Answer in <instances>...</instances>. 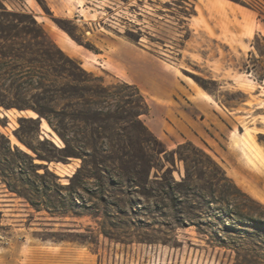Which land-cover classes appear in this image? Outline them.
<instances>
[{
	"label": "rangeland",
	"instance_id": "374dc122",
	"mask_svg": "<svg viewBox=\"0 0 264 264\" xmlns=\"http://www.w3.org/2000/svg\"><path fill=\"white\" fill-rule=\"evenodd\" d=\"M231 1L252 9L264 25V0ZM0 3L5 6L1 34L14 35L0 40V57L5 52L20 56L13 62L0 59V149L6 140L15 149V174L8 180L37 202L35 208L0 181V264H264V36L251 38L247 51L243 36L251 35L252 25L246 18H222L226 46L211 38L209 26L208 34L187 28L193 0ZM118 40L146 44L159 54L193 50L197 58L209 53L240 70L253 67L254 83L244 76L252 90L247 103H242L247 93L234 84L219 91V81L207 77L208 65L198 66L200 73H184L219 103L239 104L240 114H250L249 119L212 113L202 134H193L195 141L177 143L182 137L170 124L165 141H148L140 125L147 117L138 114L144 102L115 73ZM65 56L92 75L88 84L100 93L84 95L94 101L91 105L73 93L77 82L71 74L77 69ZM35 65L56 78L61 90L50 103L57 111L52 120L71 147L85 151L81 157L64 155V140L44 117L6 105L32 104L45 89L29 84ZM257 82L263 86L258 90ZM176 107L190 109L185 102ZM94 110L100 119H92Z\"/></svg>",
	"mask_w": 264,
	"mask_h": 264
},
{
	"label": "crops",
	"instance_id": "0c3cea01",
	"mask_svg": "<svg viewBox=\"0 0 264 264\" xmlns=\"http://www.w3.org/2000/svg\"><path fill=\"white\" fill-rule=\"evenodd\" d=\"M213 1L219 3L221 7L212 6L206 0L201 2L193 0V12L184 21L191 33L204 32L208 34L206 26H209L212 31L211 38L228 46L229 43L223 34L222 18L230 21L234 18L239 21L246 18L252 25L251 35L243 36L244 43L248 44L247 51L252 47L251 38H254L255 35L264 36V25L259 23L252 9L231 0L229 1L232 4L223 5V0ZM202 15L204 21L201 20ZM229 28L232 32L237 30L235 25H229ZM190 38L184 40V45L189 43ZM61 42L67 45V42L63 40ZM238 51L241 52L239 47ZM187 52V55L180 52L174 56L168 49L164 54H159L156 49L146 44H133L125 40H118L114 47L116 75L139 90L148 105V110L145 113L147 118L144 119V123L162 141H165V136H169L168 133L171 132L168 124L172 126L173 130L177 131L178 129L182 137L177 141L179 143L185 140L195 141L194 135L202 134V129L205 128L204 123H209L212 113L236 121H240L239 117L244 116L249 119L250 116V114H240L242 107L239 104L230 107L219 103L214 93L200 91L185 78L184 73H200L198 66L208 65L207 77L219 81V91L225 89L227 85L233 86L234 84L238 89L247 93L246 99L242 102L247 103L249 97H252V93H250L252 90L248 88L249 83L244 82V76L254 83L252 75L254 68L240 70L241 66H230V61L222 59L219 55L211 56L206 53L197 58L192 56V54H197L195 51L187 50ZM259 87L263 86L257 82L255 89L258 90ZM251 101L253 102V100ZM183 102L190 108L186 112L176 107L177 104L181 105ZM257 107L259 106H255V108Z\"/></svg>",
	"mask_w": 264,
	"mask_h": 264
},
{
	"label": "trees",
	"instance_id": "16d2710c",
	"mask_svg": "<svg viewBox=\"0 0 264 264\" xmlns=\"http://www.w3.org/2000/svg\"><path fill=\"white\" fill-rule=\"evenodd\" d=\"M236 1V0H235ZM0 11L1 12H5V6L0 3ZM2 29L0 28V40L1 39H7V40H12L14 38L13 34H8L7 36H2ZM66 60L72 64L75 65L76 69L75 71L72 72V76L75 82H77L76 85L73 86V93L74 94H79V96L83 97L84 102H86L87 104L91 105V103H94V101L90 98H85V94H88L89 96H97L99 95L100 92H98L97 89H95L97 86L94 85H89L88 82L90 81V78H86L87 75L88 76H92L91 74H89L88 72H86L83 68H81L80 62L77 59L74 58H70L68 56H65ZM0 59H7L13 62L15 60L18 61V59H20V56L18 54L15 53H11V52H5L1 54ZM1 64V62H0ZM17 69V68H16ZM33 69L35 72H37V74H31L29 76V81H30V85H34V88H45L42 92L35 94V101L32 104H25V103H19V104H6L8 105V107L11 106H16L19 110H26V109H31L34 112H36L38 114L37 119H40V117H44L46 119V121L48 122V124L55 130L57 131V133L60 135V137L64 140L65 145L63 147V151H64V155L67 157L70 156H74V157H81L82 154L85 153V151H81L78 148H73L70 146L68 140L66 139L65 135L60 131L59 126L57 125V123L53 122V117H56V110L55 108L50 104V103H55V99H56V93L60 92L61 88H57L56 82V78H49L47 75V70L46 72L44 71H39V70H43L44 66L42 65H35L33 66ZM45 70V69H44ZM11 71V70H10ZM12 80L14 79L11 78ZM124 85L127 86H131L132 84H128L127 82H123ZM55 87L54 89H49V87ZM133 88L136 90V92L139 94V96L141 97L142 101L144 102V106L145 108L143 109L142 112H139L138 114H145L148 110V105L146 103V101L144 100L143 96L140 94L139 90L132 85ZM52 91V92H51ZM54 93V94H53ZM93 113H96V116H94L95 118H92L94 120L100 119L99 113L97 111L94 110ZM24 118L21 117L19 118V120H23ZM140 125L149 133L150 139L148 141H158L160 142V140L147 128V126L140 121ZM189 144H191L190 142H188ZM25 144L30 147L37 155V157L41 158V159H46V156L39 154L36 150V148H34L33 146H31V144H29L28 142H25ZM51 144V143H50ZM53 146V144H51ZM3 150L0 149V181L2 183H4V185L6 186V188L11 191L14 192L18 195H21L23 197H25V199L36 208L37 202H34L27 194H25L24 192L19 191V189L17 188V185L14 182H11L10 180H8L9 176H14L15 174V158L17 157V153L14 149V151L11 149L9 141L6 140V142L2 145ZM55 147V146H53ZM16 148V146H15ZM17 149V148H16ZM122 152L124 155L129 156V161L131 163H136V161L134 160L136 157L132 154L131 151H129L127 149L126 151V147L122 148ZM28 158H30V164L33 168L36 167L35 164H33L32 162V158L30 156H28ZM149 163V162H148ZM146 162V164H148ZM102 165V163L100 164ZM21 182L30 185L31 189H33L32 191L34 192H39V189L37 187L34 186V183L31 182L29 180V178H23L22 176H19L18 178ZM33 187V188H32Z\"/></svg>",
	"mask_w": 264,
	"mask_h": 264
},
{
	"label": "bare ground",
	"instance_id": "6f19581e",
	"mask_svg": "<svg viewBox=\"0 0 264 264\" xmlns=\"http://www.w3.org/2000/svg\"><path fill=\"white\" fill-rule=\"evenodd\" d=\"M242 143H243V144H245V142H244V141H242Z\"/></svg>",
	"mask_w": 264,
	"mask_h": 264
},
{
	"label": "water",
	"instance_id": "95a60500",
	"mask_svg": "<svg viewBox=\"0 0 264 264\" xmlns=\"http://www.w3.org/2000/svg\"><path fill=\"white\" fill-rule=\"evenodd\" d=\"M20 111H22V110H20Z\"/></svg>",
	"mask_w": 264,
	"mask_h": 264
}]
</instances>
